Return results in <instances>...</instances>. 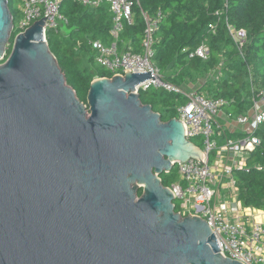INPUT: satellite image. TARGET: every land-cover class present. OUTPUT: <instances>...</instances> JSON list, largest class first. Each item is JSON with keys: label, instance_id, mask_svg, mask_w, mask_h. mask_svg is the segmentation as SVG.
Here are the masks:
<instances>
[{"label": "water", "instance_id": "1", "mask_svg": "<svg viewBox=\"0 0 264 264\" xmlns=\"http://www.w3.org/2000/svg\"><path fill=\"white\" fill-rule=\"evenodd\" d=\"M48 16L0 64V264H243L175 210L161 174L205 154L182 115L164 122L140 100L156 77L96 78L83 103L44 39ZM13 27L0 0V61Z\"/></svg>", "mask_w": 264, "mask_h": 264}, {"label": "trees", "instance_id": "2", "mask_svg": "<svg viewBox=\"0 0 264 264\" xmlns=\"http://www.w3.org/2000/svg\"><path fill=\"white\" fill-rule=\"evenodd\" d=\"M8 1L15 23L22 16L20 0ZM133 9L134 20L132 23L125 22L120 46H131L134 51L141 52L146 29L144 13L155 16L161 10L163 17L155 36L154 62L164 79L184 86L195 84L200 77L212 74L213 77L198 86L199 93L227 100L224 112L232 119L251 111L254 100L264 90V0H138ZM61 13L67 16L69 23L59 30L48 29L47 42L67 83L87 104L92 82L96 78L113 77L112 72L96 64L95 52L90 45V41L96 39L106 44L113 42L110 35L112 12L107 2L99 7H88L65 0ZM228 22L238 29L247 30L248 40L243 52L238 50L230 37ZM17 34L18 30H13L0 64L9 57ZM202 43L209 46V57H189L190 51ZM139 95L142 103L151 105L164 122L178 117V108L188 102L184 94L158 88L140 89ZM253 134L261 142L248 155L247 166L234 169L233 175L242 204L264 210V125ZM243 135V132L225 129L218 137V143ZM160 177L165 186L179 180L176 167ZM143 192L140 188L138 196ZM175 210H180L177 204Z\"/></svg>", "mask_w": 264, "mask_h": 264}, {"label": "built area", "instance_id": "3", "mask_svg": "<svg viewBox=\"0 0 264 264\" xmlns=\"http://www.w3.org/2000/svg\"><path fill=\"white\" fill-rule=\"evenodd\" d=\"M65 0H20L22 16L13 30L24 33L34 22L45 18L44 39L47 41V30H59L68 25L69 19L61 13V5ZM84 6L99 7L105 2L112 12L113 27L110 35L114 39L110 44L101 39L91 40L90 45L95 52L96 64L114 75H125L128 72H148L151 76L137 87L164 89L169 92L184 94L188 102L178 108V119L187 126V139L202 138L205 154L201 159L190 158L178 160L175 167L179 180L169 187L175 199L181 201L179 213L183 216H197L208 223L215 234L220 252L225 257L243 264H264V210L248 207L239 199V189L234 169L247 166L248 155L256 150L260 138L253 134L259 126L264 125V90L254 100L248 114L231 118L224 112L227 100L199 93L198 90L185 91L182 86L164 79L159 66L154 62L156 33L163 17L161 10L155 16L144 13L146 29L142 42V51L136 52L127 45L120 46L121 32L125 22L132 23L135 17L134 5L138 0H73ZM214 28V25H210ZM230 37L238 50L243 49L248 40V32L244 28H236L228 22ZM188 51L187 48L184 49ZM210 48L202 43L190 51L189 57L207 59ZM226 114L230 120L237 121L246 128L245 135L236 139H227L219 144L218 137L223 132V125L218 118ZM220 129L217 131L214 127ZM217 151V163L211 164V154ZM223 162V163H222ZM175 203V200H174ZM178 203H175V206ZM183 204L185 205L183 208Z\"/></svg>", "mask_w": 264, "mask_h": 264}, {"label": "rangeland", "instance_id": "4", "mask_svg": "<svg viewBox=\"0 0 264 264\" xmlns=\"http://www.w3.org/2000/svg\"><path fill=\"white\" fill-rule=\"evenodd\" d=\"M20 16L15 20V24H17L18 23V21L20 20ZM210 77H213V75L211 74V75H207L206 77H200L199 78V81L197 82V83H195V84H185L184 86H182L183 87V89L185 90V91H190V90H197V88H198V86H200L201 84H203L204 82H206L207 80H208V78H210ZM218 120H219V122L221 123H224L225 121H228V120H230V118H228L227 117V115L226 114H223V115H221V117H219L218 118ZM233 121H235V119L233 120ZM214 129H216L217 131H218V128L215 126L214 127ZM240 129H243L242 127L240 128ZM193 139L194 138H192V141H193ZM195 142H197L196 143V145H198V146H200V147H202L203 148V141H202V138H198V140L196 139L195 141H194V143ZM217 151L215 150L214 152H212V154H211V164L213 165V164H215V163H217V161H216V158H217ZM223 163V162H222ZM175 203H178L177 205L180 207V203H181V201H179L178 199H175ZM184 204H183V208H184ZM180 209V208H179Z\"/></svg>", "mask_w": 264, "mask_h": 264}, {"label": "crops", "instance_id": "5", "mask_svg": "<svg viewBox=\"0 0 264 264\" xmlns=\"http://www.w3.org/2000/svg\"><path fill=\"white\" fill-rule=\"evenodd\" d=\"M221 117V116H220ZM223 125V129H229L230 131L232 132H243L244 129L246 128L244 125L242 124H239L237 121H233V120H228V121H225L224 123H220ZM243 128V129H240V128ZM241 137V136H240ZM239 138V137H238ZM231 139H236V138H231Z\"/></svg>", "mask_w": 264, "mask_h": 264}]
</instances>
